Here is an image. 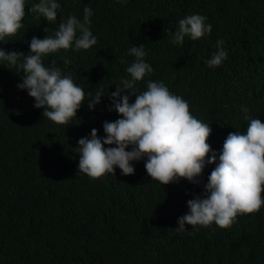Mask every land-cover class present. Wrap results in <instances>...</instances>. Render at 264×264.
I'll return each mask as SVG.
<instances>
[{
	"label": "trees",
	"instance_id": "obj_1",
	"mask_svg": "<svg viewBox=\"0 0 264 264\" xmlns=\"http://www.w3.org/2000/svg\"><path fill=\"white\" fill-rule=\"evenodd\" d=\"M36 2L26 0L23 27L0 48L27 54L33 36L54 35L69 15L83 21L89 6L96 45L44 57L85 91H114L135 59L129 48L144 44L153 71L129 93L130 103L148 80L163 81L209 124L207 142L217 151L230 132L246 131L251 118L264 122V0H58L53 22L27 12ZM191 13L206 16L212 31L173 44L167 30ZM217 39L227 59L210 67ZM10 67L0 65V264H264V205L238 214L228 227L175 229L187 200L203 194L214 164L200 183L181 178L162 185L143 160L133 162L134 174L118 167L98 178L79 173V138L92 128L104 136V121L120 115L109 110V96L94 110L84 103L69 124H58L17 87L23 70Z\"/></svg>",
	"mask_w": 264,
	"mask_h": 264
},
{
	"label": "clouds",
	"instance_id": "obj_2",
	"mask_svg": "<svg viewBox=\"0 0 264 264\" xmlns=\"http://www.w3.org/2000/svg\"><path fill=\"white\" fill-rule=\"evenodd\" d=\"M25 5L26 0H0V42L23 27ZM60 8L58 0H39L27 12L53 22ZM83 12V21L73 15L62 18L54 35L43 39L33 36L27 54L0 48V65L23 70L17 87L26 89L34 98V107L43 108L44 117L53 122L69 124L84 103L94 110L102 96H109V110L120 115L114 121H104V136L92 128L90 135L79 138L75 148L79 173L98 178L115 173L118 167L122 175L134 174L133 162L143 160L150 177L162 185L181 178L200 183L204 168L214 164L203 194L187 200L188 211L178 217L177 231L185 230L186 224L209 226L215 222L228 227L238 214L260 210L264 205V122L259 118H251L244 132H230L217 151L207 142L209 124L196 118L187 100L171 92L163 81L148 80L146 90L135 94L130 103L129 93L134 94L137 82L153 71L143 59L147 54L144 44L129 48L135 57L125 69L129 75L107 94L101 89L85 91L59 67L45 64L44 57L59 49L87 50L96 45L97 36L88 26L92 8L85 6ZM177 23L175 31L167 30L173 44H183L186 36L196 40L212 31L211 23L200 13L188 14ZM223 44L217 39V50L206 61L208 66H219L227 59ZM242 111L247 113V107L242 106Z\"/></svg>",
	"mask_w": 264,
	"mask_h": 264
}]
</instances>
